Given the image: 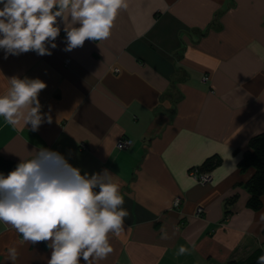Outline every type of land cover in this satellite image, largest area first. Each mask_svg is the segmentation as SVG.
I'll return each mask as SVG.
<instances>
[{"label": "crops", "instance_id": "crops-1", "mask_svg": "<svg viewBox=\"0 0 264 264\" xmlns=\"http://www.w3.org/2000/svg\"><path fill=\"white\" fill-rule=\"evenodd\" d=\"M127 4L99 46L86 40L64 51L57 18L51 55L5 59L0 49V95L13 76L46 84L38 95L46 121L37 131L0 116V159L17 164L25 146L45 147L82 174H115L128 216L119 235L109 234L113 252L96 264H221L264 247V197L257 210L245 205L252 168L237 166L249 137L264 130V0ZM122 136L131 142L118 148ZM213 154L220 163L211 179L197 182L189 169ZM181 245L189 252L177 255ZM10 249L14 264H48L51 254L0 222V264H13Z\"/></svg>", "mask_w": 264, "mask_h": 264}, {"label": "clouds", "instance_id": "clouds-1", "mask_svg": "<svg viewBox=\"0 0 264 264\" xmlns=\"http://www.w3.org/2000/svg\"><path fill=\"white\" fill-rule=\"evenodd\" d=\"M0 5L5 59L29 51L51 55L60 33L57 18L65 25L64 51L82 47L86 40H107L118 11L128 7L127 0H0ZM8 79L10 87L0 95V116L13 126L23 120L24 126L37 131L46 121L38 99L45 82ZM25 149L14 169L0 173V222L26 243L44 242L51 249L48 264H96L106 259L113 252L109 234L119 235L128 216L115 174L108 169L82 174L56 150ZM161 238L170 236L162 231ZM188 252L181 245L177 255ZM9 258L14 264L15 249L9 250ZM257 264H264V254Z\"/></svg>", "mask_w": 264, "mask_h": 264}, {"label": "trees", "instance_id": "trees-1", "mask_svg": "<svg viewBox=\"0 0 264 264\" xmlns=\"http://www.w3.org/2000/svg\"><path fill=\"white\" fill-rule=\"evenodd\" d=\"M124 137V136H123ZM220 163V157L213 154L206 157L201 164L195 165L201 171L210 172L213 167ZM16 163L7 159H0V167L15 168ZM240 171L252 168L251 175L244 181V188L248 193L245 205L250 209L261 208L264 197V130L249 137L247 146L242 151L237 162ZM237 194L223 201L224 216L231 212V204L236 200ZM264 232V227H263ZM264 254V247H255L242 258L231 257L221 264H257V258Z\"/></svg>", "mask_w": 264, "mask_h": 264}, {"label": "built area", "instance_id": "built-area-1", "mask_svg": "<svg viewBox=\"0 0 264 264\" xmlns=\"http://www.w3.org/2000/svg\"><path fill=\"white\" fill-rule=\"evenodd\" d=\"M206 78V76H204ZM130 139L128 137H120L116 142V146L118 148L127 147L130 144ZM190 175L199 183L208 182L211 179V176L208 171H201L197 167H191L189 171ZM180 201L179 196L175 197L173 200L174 205H178ZM197 210H201V208H197Z\"/></svg>", "mask_w": 264, "mask_h": 264}, {"label": "rangeland", "instance_id": "rangeland-1", "mask_svg": "<svg viewBox=\"0 0 264 264\" xmlns=\"http://www.w3.org/2000/svg\"><path fill=\"white\" fill-rule=\"evenodd\" d=\"M42 110V109H41ZM189 171H190V169H189ZM211 172V171H210ZM209 172V174H210V176H211V173ZM206 183V182H205ZM203 184V183H202ZM199 208V207H198ZM201 208V207H200Z\"/></svg>", "mask_w": 264, "mask_h": 264}]
</instances>
